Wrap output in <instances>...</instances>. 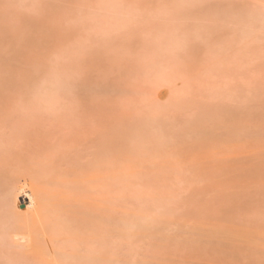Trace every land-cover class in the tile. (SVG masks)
<instances>
[{"label": "bare ground", "instance_id": "1", "mask_svg": "<svg viewBox=\"0 0 264 264\" xmlns=\"http://www.w3.org/2000/svg\"><path fill=\"white\" fill-rule=\"evenodd\" d=\"M0 264H264V0H0Z\"/></svg>", "mask_w": 264, "mask_h": 264}]
</instances>
